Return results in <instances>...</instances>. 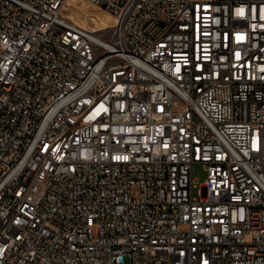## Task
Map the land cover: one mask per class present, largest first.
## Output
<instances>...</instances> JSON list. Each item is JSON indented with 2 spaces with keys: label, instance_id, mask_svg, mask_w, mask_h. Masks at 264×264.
Here are the masks:
<instances>
[{
  "label": "built area",
  "instance_id": "1",
  "mask_svg": "<svg viewBox=\"0 0 264 264\" xmlns=\"http://www.w3.org/2000/svg\"><path fill=\"white\" fill-rule=\"evenodd\" d=\"M85 1L0 0V264H264V0Z\"/></svg>",
  "mask_w": 264,
  "mask_h": 264
},
{
  "label": "rangeland",
  "instance_id": "2",
  "mask_svg": "<svg viewBox=\"0 0 264 264\" xmlns=\"http://www.w3.org/2000/svg\"><path fill=\"white\" fill-rule=\"evenodd\" d=\"M71 1L78 6L76 10L69 12L71 13V20H73L75 23L83 24L88 21L97 29L105 28L104 20L107 21V24L111 23L110 17L107 16L100 8L90 5L85 0ZM194 177L198 180L199 184L205 181L206 173L201 166L195 167Z\"/></svg>",
  "mask_w": 264,
  "mask_h": 264
}]
</instances>
